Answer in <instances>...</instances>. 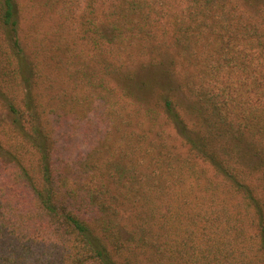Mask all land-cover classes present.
<instances>
[{"label": "trees", "instance_id": "obj_1", "mask_svg": "<svg viewBox=\"0 0 264 264\" xmlns=\"http://www.w3.org/2000/svg\"><path fill=\"white\" fill-rule=\"evenodd\" d=\"M0 264H264V0H0Z\"/></svg>", "mask_w": 264, "mask_h": 264}]
</instances>
